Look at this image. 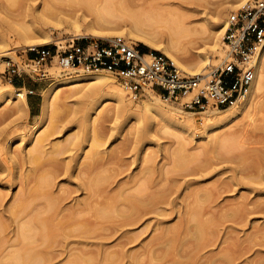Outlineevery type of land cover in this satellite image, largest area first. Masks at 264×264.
Segmentation results:
<instances>
[{
    "label": "bare ground",
    "instance_id": "6f19581e",
    "mask_svg": "<svg viewBox=\"0 0 264 264\" xmlns=\"http://www.w3.org/2000/svg\"><path fill=\"white\" fill-rule=\"evenodd\" d=\"M59 1L82 4L92 14L90 20L83 21L85 26L83 30L79 27L77 28L79 34L82 33L92 37L112 35L136 37L138 41L144 43L152 50L162 52L182 71L190 74H207L208 70L206 67L211 63L208 52L220 47L221 44L222 54H224V45L221 37H223L228 20L218 19L210 21V17L206 13L196 8V6L207 4L208 0H176V2L163 0L155 5L150 1L142 0H140L142 1L140 3L137 0L138 3L135 0ZM234 1L239 5L241 3L245 4L247 0H233L231 2ZM225 2L229 3L230 1L226 0ZM132 4H138L141 8L136 9L138 6L133 7ZM209 11H211L210 16L221 14V11L216 10V7ZM127 17L132 19V23L127 30L118 29L115 26L116 23ZM199 18L203 22L198 27L194 25V22L200 20ZM48 41V36H44L39 42H31L28 48ZM194 49L196 50L195 52H193ZM252 64L254 69L253 78L243 99L234 105L225 106V109L185 111V119L183 120L185 125L190 124V122L193 123V115L199 114L200 116H206V118H214L221 122V126H224L227 122L239 116H248L252 111H255L257 105L263 104L261 94L264 93V44L254 56ZM101 72L87 71L83 74L78 73L66 77L57 74L59 77L49 85L48 95L43 103L39 121L31 127L32 136L29 140L30 147L27 152L23 155V152L18 153L16 149L11 151L7 147L4 148V146L1 147L0 145V264H50L54 260L53 258L58 257L57 248H61L63 244H58L59 241L57 240L63 241L67 237L72 236L76 238L75 236L82 237L83 235L84 237L86 233L89 235L92 233L95 236V218L97 217L106 219L121 217L120 226H127L140 221L150 213H155L156 216L161 215L159 204L166 203L164 198L166 195L163 194L165 193L164 191H167V188L163 189L165 188L163 183H169L166 182L168 179L167 169L164 170L163 164L158 165L154 161L156 155H149L147 153L148 147H145L146 150L141 147L138 159L141 163L138 165L137 170L134 174H130L127 180H116L115 182L114 178H116L117 169L113 165L111 166L112 161L110 162L115 156L114 154L111 155V153L104 156L99 147L108 140V133L106 132L108 128L105 123L113 118L117 119L120 114L130 111L131 118L134 119L129 126L132 129L134 128L132 126L139 123L138 121L143 115L150 119L159 116L164 120L165 117L169 116L171 109L163 106L159 102V97L154 95L138 98L139 103H131L128 100V93H125L121 88L115 87L113 81H109L106 75ZM87 80H92L96 84L85 93L86 103L91 107L86 109L90 114L89 112L85 113L84 110L82 115L83 126L86 128L82 142L75 134H69L63 140L51 143L50 137L59 131L58 125H51L46 130L42 128L48 127L47 122L54 115L57 94L66 86L71 88V92L77 91L75 86L78 82ZM108 87H111V90L108 91L106 89ZM23 88L19 87L16 92L10 89L0 91V100L8 104L7 108L10 112L8 116L12 114L18 115L27 111L28 105L23 94ZM109 96H115V99L120 104L117 105L113 115L102 116V120L99 124H96L95 121L97 122V119L95 120L93 114ZM256 97H258L257 100ZM256 109L258 111L259 107ZM154 131V124L146 121L142 128L137 127L135 143L139 142L145 134L147 135V133H153ZM231 142L223 144V141L221 143L230 147ZM86 143L91 147L88 153L84 152ZM78 147L80 151L75 154V160H77L78 156L85 154V161L78 166L80 170L79 172L77 171V174L79 176L83 173L86 181L83 178L81 183L78 182L76 185H79L82 189L84 196L81 197L82 199H75L72 204H66L64 201L69 195H64L62 192L67 193V189H63L61 184L58 185V183L59 188L56 187L58 189L57 191L55 190L56 195H54L53 185L56 181L55 179L66 170L62 158L63 155L67 152H76ZM5 152L10 154V160L13 164L19 163V166L23 163L27 164L26 174L19 173L20 170L16 172L23 165L21 167L17 166L18 168L16 167V170L12 171L13 167L10 168L8 164L10 160L7 161L5 156L2 157ZM185 154L188 157L190 153L187 152L186 147L182 144L172 152V161L177 167L184 166L183 169H187L186 163L190 165V158H187L190 161L188 162L185 159ZM97 168L102 171L96 172ZM4 172L6 173L5 175L3 174ZM101 173H108V175ZM172 181L175 182L173 179ZM172 181H170V185L173 186ZM14 184L20 188L17 193H14L11 201L6 203L4 202L7 195L6 189H9ZM170 185H168V188L171 187ZM209 190L210 188H208ZM168 191L171 194V189H168ZM191 191H195V189ZM196 191L198 192V190ZM205 192L204 199L205 201L209 199L207 202L211 204L209 203L210 199H212L209 198L210 191L208 193ZM195 196L197 194L193 198H197ZM168 202L170 203L169 200ZM190 202L191 200L187 199V204ZM183 204L185 205V203ZM190 204L183 206L185 207L183 212L180 211V208H178L179 210L177 209L178 221L172 225H167L162 228L159 234L153 236L152 239L157 240L155 245L153 244L154 247L146 248L144 250L145 255H141V258L136 257L138 259L136 264H237L236 260L244 253L256 252L255 249L253 250V246H250L251 244L239 247L237 243L225 245L217 252H205L207 247L218 241L216 240V226L219 223L217 221H221V216L225 220L228 215L226 216L224 211L228 208H224L219 214L220 217L216 220L212 213L208 215L210 211L203 209L202 205L200 206L198 198L196 199V204H191L192 206ZM208 204L204 206L210 207ZM233 207L230 206V209L232 208L231 210H233L231 215L235 216L239 214V209L236 207L233 209ZM246 216L247 213L242 212L237 219L241 221ZM9 224L13 225V229L10 231V236H5V231L8 230ZM92 235L90 238H94ZM226 238L219 240L218 244L224 243ZM16 240H18V243L21 240L19 247H17L18 243H16ZM53 240H56V243ZM37 241L39 244H37ZM33 242H36V244L29 246V243L32 244ZM78 252L80 253V251ZM79 253L70 252L67 256V264H95V253L92 255L91 251L87 253L88 255H85V251L84 253ZM117 253L119 254V252ZM120 257V255L110 256L109 252L106 251L103 254V261L105 264H109V262H111L110 264H115V262H119ZM258 264H264V258Z\"/></svg>",
    "mask_w": 264,
    "mask_h": 264
},
{
    "label": "rangeland",
    "instance_id": "374dc122",
    "mask_svg": "<svg viewBox=\"0 0 264 264\" xmlns=\"http://www.w3.org/2000/svg\"><path fill=\"white\" fill-rule=\"evenodd\" d=\"M137 1L139 3L142 1H150L155 5L163 0ZM137 1L135 0V2ZM172 1L176 2V0ZM225 1L226 0H208L207 4L196 6V8L206 13V15L210 17V21L218 19H225L227 21L230 12L236 10L244 3L238 5L235 1L231 2L233 0H229V3ZM54 3L55 5H53ZM132 5L133 7L138 6V4ZM139 7L141 8L139 5L136 9ZM214 7H216V10H220L221 14L210 16L211 11L209 10H212ZM91 16L92 14L88 12V9L78 3H64L59 0L58 3L57 0H0V72H3L5 69L6 60L11 59L12 61H16L19 60L22 55H27L25 50L28 48L29 44L34 41L39 42L44 36H48L49 41L41 44L72 36L92 37L83 35L82 33L79 34L77 31L78 27L82 30L84 29L85 26L83 21L90 20ZM199 19L200 20H196L197 22H194V25L198 27L200 23L202 24L203 22L201 18ZM131 23L132 19L127 17L119 20L115 26L120 30L126 31ZM125 37L136 42L143 50L163 54L160 51L152 50L144 43L138 41L136 37L128 35ZM195 51L194 49L193 52ZM208 55L211 58V63L207 65V70L211 64H217L222 58V44L215 50L209 51ZM78 73L83 74L84 72H68L52 68L50 70L51 79L34 81L28 76H22L21 78H16L18 81L15 79L12 84L0 77V91L10 89L16 92L19 87H24L23 94L26 98L27 105L33 107L31 114H29L27 108L26 112L8 116V114H10L7 108L8 104L0 100L1 147H7L11 151L16 149L18 153L23 152L24 155L30 147L29 140L32 136L31 127L39 121L43 103L48 95L49 85L59 77L57 74L66 77ZM101 73L105 74L109 81H113L115 87L121 88L125 93H128V100L131 101V103H139V100L134 99L129 90L122 87L110 73L105 71ZM19 81L20 83H18ZM95 84L96 83L92 80L80 81L75 86L77 91L71 92V88L66 86L68 88H63L57 94L54 115L51 116L47 122L48 127L42 128L46 130L51 125H58L59 131L50 137L51 143L63 140L69 134H75L82 142L84 133L86 132V128L83 126L82 115L84 110L85 113H88L89 111L86 109L91 107L86 103L87 99L85 93L91 90ZM27 89H33L34 94H26ZM106 89L109 91L111 87ZM261 96L263 97V104L257 105V107H259L258 111L256 107L255 111H252L248 116H239L227 122L224 126H221V122L214 118H206V116H200L199 114L193 115V123L190 122V124L185 125L183 122L185 119L184 112L198 110L183 109L176 103L165 102L160 98L159 102L167 109H171V112L168 114L169 116L165 117L164 120L159 116L150 119L143 115L140 121H138L139 123L133 125L132 127L134 128L130 129L129 126L134 119L131 118L130 111H126L122 115L120 114L117 119L113 118L106 122L108 140L104 145L100 146L99 149L104 156L110 153L115 156L113 160H110V162L112 161L111 166L113 165V167L117 169V175L115 176L116 178H114L115 182L116 180L125 181L130 174H134L138 165L141 163L138 160L140 148L148 147L147 153L149 155H156L155 158L153 157L155 163L158 165L163 164L164 170L167 169L166 174L168 179L166 182L169 184L166 183V185L163 183V185H165L163 189L167 188V191H164L165 193L163 194L166 195L164 197L166 203L159 204V207H161V215L159 214L156 216L155 213H150L132 225L120 226L121 217L108 219L100 217L95 218V236L90 233L94 238H90L91 235L86 233L84 237L82 235V237L75 236L76 238H73L74 236H72L67 237L66 240L63 241L57 240L59 241L58 244H63L61 248H57L59 252L58 257L53 258L54 260H52L50 264H67L68 254L70 252L79 253L78 251H80L79 254L85 251V255H88L87 253H90V251L92 252L91 255L95 253V264H105L103 261V254L106 253V251L109 252L110 256H121V259H118L119 262H115V264H136L138 260L136 257L141 258L145 255L144 250L146 248L154 247L153 244L155 245L157 240H153V236L159 234L162 228L178 221L177 209L180 208V211H185V207L183 206H188L190 203L192 205L196 204L197 198L200 201V206L202 205L203 209L210 211L208 215L212 213L216 220H218V217H220L219 214L224 208L229 209H225L224 211L226 212L225 215H228L227 217L225 216V220L221 216L220 219L222 218L223 220L217 221L220 223L216 226V240L218 241L207 247L205 249L206 251H204L217 252L221 247L223 248L225 245L233 243H237L239 247L251 244L250 246H253L252 248L253 250L255 249L256 252H246L244 255L240 256L236 262L237 264H258L262 258H264V111H262L264 110V93L261 94ZM257 99L258 97H256V100ZM118 104L120 103L115 99V96H109L107 100H104L95 110V114H93L95 120L97 119L95 123L99 124L102 120V116L113 115ZM225 108L226 107H208L201 111ZM97 116L99 117L97 118ZM128 120L129 122H127ZM146 121H150V124H154L155 131L153 133H147V135L145 134L139 142L135 143L137 127L142 128ZM223 141V144H227L231 141L233 143L231 142L229 147L222 145L221 142ZM180 144L185 146L187 152L190 153L188 157L187 154H185V159L190 158L189 160L191 161L190 165L186 163L187 169H183L184 166L177 167L172 161V152L179 147ZM90 150L91 147L86 143L84 152L88 153ZM78 151H80L79 147L76 152H67L63 155L62 158L66 170L55 179V187L53 185L54 195H56L55 192L60 184L63 189H67V193L62 192L64 195H69L64 201L66 204H72L75 202V199L84 196L82 189L76 184H78V182L81 183V179L84 178L85 180L86 178L83 177L85 176L83 173L79 176L77 174V171L79 172L80 170L78 166L85 161V154L80 157L78 156L77 160H75V154ZM18 155L22 156L20 154ZM4 156L7 161L11 158L10 154L6 152L3 153L2 157ZM10 162L11 160L8 161V164L10 168L13 167L12 171H15L17 166L21 167L23 165L20 169H17L16 172L20 170L19 173L26 174L28 169L26 163L22 164L20 161L22 165L19 166V163L13 164L11 162L10 165ZM95 171L99 173L102 170L97 168ZM108 173L101 174L108 175ZM3 174L5 175L6 173L4 172ZM172 179L175 182H173ZM170 181L173 182L175 187H173L174 185H170ZM168 185L171 187L168 188ZM56 187L58 188L56 189ZM206 187L210 188L209 198L212 199H210L211 202L209 201V203L212 205L208 204L207 201L209 199H207V201L204 199V192H209ZM19 188V186L14 184L9 189H6L7 195L4 202H10L14 193H17ZM168 189H171V194H169ZM193 189H195V191L198 190V192L191 191ZM194 193L197 194V196H195L197 198H193L195 195ZM187 199L191 200L189 204H187ZM183 203H185V205ZM191 204L190 206H192ZM205 204L210 205V207L204 206ZM230 206H234L233 209L235 207L239 209V214L235 215L236 217L231 215L233 210H231L232 208L230 209ZM221 207L223 208L221 209ZM242 212L247 213V216L244 220L240 221L237 218L240 217ZM7 229L8 230L5 231V236H10L13 225L9 224ZM225 237H227L226 241L218 244L219 240H223ZM53 241L56 243V240ZM254 241L256 242L254 243ZM20 242L21 240L19 243L18 240H16V243H18L17 247L20 246ZM256 243L257 245H255ZM26 244L28 245V243ZM29 244V246L35 245L36 242ZM37 244H39L38 241ZM117 252H119V254ZM110 263L111 262H109V264Z\"/></svg>",
    "mask_w": 264,
    "mask_h": 264
},
{
    "label": "built area",
    "instance_id": "2783aa9c",
    "mask_svg": "<svg viewBox=\"0 0 264 264\" xmlns=\"http://www.w3.org/2000/svg\"><path fill=\"white\" fill-rule=\"evenodd\" d=\"M224 54L207 74L182 71L161 53L146 51L122 36H72L26 48L19 60H6L0 77L8 83L28 76L51 79L52 68L61 71H105L134 99L158 96L187 110L225 107L246 95L254 56L264 44V0H247L230 12L223 37ZM26 94H34L27 89Z\"/></svg>",
    "mask_w": 264,
    "mask_h": 264
},
{
    "label": "crops",
    "instance_id": "0c3cea01",
    "mask_svg": "<svg viewBox=\"0 0 264 264\" xmlns=\"http://www.w3.org/2000/svg\"><path fill=\"white\" fill-rule=\"evenodd\" d=\"M17 80V79H16ZM18 81V80H17ZM18 83H20V81L18 82ZM32 110H33V107L31 106H28V111H29V114H31V112H32Z\"/></svg>",
    "mask_w": 264,
    "mask_h": 264
},
{
    "label": "trees",
    "instance_id": "16d2710c",
    "mask_svg": "<svg viewBox=\"0 0 264 264\" xmlns=\"http://www.w3.org/2000/svg\"><path fill=\"white\" fill-rule=\"evenodd\" d=\"M17 84V83H16Z\"/></svg>",
    "mask_w": 264,
    "mask_h": 264
}]
</instances>
